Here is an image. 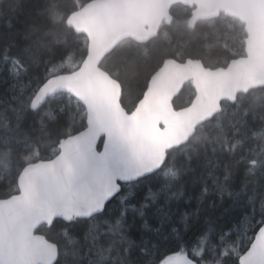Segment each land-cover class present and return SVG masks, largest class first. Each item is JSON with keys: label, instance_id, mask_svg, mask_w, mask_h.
<instances>
[{"label": "snow or ice", "instance_id": "1", "mask_svg": "<svg viewBox=\"0 0 264 264\" xmlns=\"http://www.w3.org/2000/svg\"><path fill=\"white\" fill-rule=\"evenodd\" d=\"M0 16V264H264V0ZM94 81L151 132L87 135Z\"/></svg>", "mask_w": 264, "mask_h": 264}, {"label": "water", "instance_id": "2", "mask_svg": "<svg viewBox=\"0 0 264 264\" xmlns=\"http://www.w3.org/2000/svg\"><path fill=\"white\" fill-rule=\"evenodd\" d=\"M89 98L91 101L90 113V132L89 136L105 135L108 137L118 136L122 139L133 141L143 136L145 133L151 132L149 127L154 115L146 110H141L137 115L132 113V117L127 116L116 103L113 90L102 82H92L89 85ZM163 136V133H159ZM77 141L70 139L68 141L69 149H73ZM41 192L45 197H53L58 195L57 189L45 185L41 188ZM74 197L75 193L67 194ZM46 242H41L40 247H45Z\"/></svg>", "mask_w": 264, "mask_h": 264}, {"label": "trees", "instance_id": "3", "mask_svg": "<svg viewBox=\"0 0 264 264\" xmlns=\"http://www.w3.org/2000/svg\"><path fill=\"white\" fill-rule=\"evenodd\" d=\"M5 2L6 3L11 2L14 5L16 2H19V3L22 4L24 2V0H5ZM17 14H20V10L19 9L17 10ZM6 22H7V17L0 16V31H3L5 29ZM133 87H135L134 83H133ZM185 99H186V97H182L180 99V101H178V103L185 102ZM124 106H125V108H127L129 110H131V108H132V101L127 95L125 96ZM0 167H2V165H0ZM227 206L228 205L226 204L225 207H227ZM219 211L220 210H217V215H219Z\"/></svg>", "mask_w": 264, "mask_h": 264}]
</instances>
